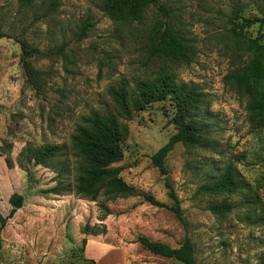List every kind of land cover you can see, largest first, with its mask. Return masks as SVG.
I'll return each mask as SVG.
<instances>
[{"label": "rangeland", "instance_id": "374dc122", "mask_svg": "<svg viewBox=\"0 0 264 264\" xmlns=\"http://www.w3.org/2000/svg\"><path fill=\"white\" fill-rule=\"evenodd\" d=\"M99 1L33 0L20 5L18 0H0V213L21 197L0 232V264H71L81 256L98 264H183L149 252L138 242L139 235L170 247L187 237L195 264H259L264 258V127H250L244 100L223 83V76L244 58L229 33L230 9L261 16L264 0H159L191 46V61L169 75L208 94L206 117L212 123L209 147L176 143L164 157L180 217L171 209L163 175L150 160L175 131L168 100L141 109L129 100L130 114L117 117L123 137L113 166L120 167L127 195L100 192L92 201L72 192L49 193L46 189L55 183L51 169L24 160L25 168L18 164L24 147H68L79 118L101 111V102L116 113L105 88L119 77L130 86L154 77L156 68L145 64L144 29L163 14L149 6L141 22L117 28L99 9ZM84 21L91 25L81 35ZM244 31L264 33V23ZM15 38L36 48L29 60L41 73L38 90L24 75ZM227 162L238 170L243 191H201V184L216 178ZM68 177L72 179V171ZM143 194L163 205L150 204ZM223 200L232 204L229 211L208 208ZM99 203L108 208L107 215ZM84 223L95 225L98 234L81 233Z\"/></svg>", "mask_w": 264, "mask_h": 264}, {"label": "trees", "instance_id": "16d2710c", "mask_svg": "<svg viewBox=\"0 0 264 264\" xmlns=\"http://www.w3.org/2000/svg\"><path fill=\"white\" fill-rule=\"evenodd\" d=\"M33 0H18L20 5L29 4ZM258 4L262 0H251ZM149 6H154L164 16L162 20L150 23L145 31L146 63L156 69L151 73L152 78H143L129 85L124 77H119L105 88V94L116 113L111 112L104 102L101 111L90 110L79 118L69 138V146L64 144L43 143L37 147H24L19 156L18 164L23 160L47 167L54 172L55 183L46 189L53 194L72 192L79 198L96 200L100 192L129 194V188L120 180L119 166L113 163L121 156V139L117 117L129 115L132 105L138 109L154 103L168 100L172 106L170 123L175 131L151 155L152 164L163 175L167 196L173 201L171 209L180 217L177 197L167 179L166 167L163 163L166 154L176 143L189 147L207 148L211 145L209 135L212 123L207 121L208 94L191 81L176 82L169 73H173L180 64L191 61V46L182 32L172 23L166 8L159 0H100L99 9L111 19L118 28L132 26L142 21L143 14ZM228 21L231 24L229 33L235 49L244 57L242 62L223 76V83L228 85L241 99L244 100L246 118L250 127L260 129L264 127V33L257 32L251 36L244 28L253 24L260 27L264 23V12L261 16L246 17L238 13L236 7L229 11ZM91 24L84 21L80 28L81 35ZM4 34L1 31L0 36ZM20 47V64L28 83L35 90L40 87L41 73L31 66L29 57L36 52L23 38H15ZM152 67V68H153ZM152 68H148L152 69ZM131 96V97H130ZM70 157L74 160L71 163ZM72 166H71V164ZM73 177L69 180L70 172ZM246 186L244 189H247ZM240 174L231 162H227L216 178L201 184L204 193L232 194L243 191ZM143 198L152 205L163 204L149 194ZM21 205L18 196L14 204L5 214L0 213V232L15 209ZM103 216L109 213L108 208L99 203ZM208 208L214 213H225L232 208V204L225 200L210 203ZM84 235L98 234L95 225L84 223L80 228ZM138 242L149 252L163 257L173 258L183 264H195L193 246L185 237L177 247H170L158 241H151L139 235ZM81 247L85 244V237L80 239ZM1 246V238H0ZM23 264V263H16ZM71 264H98L90 258L81 256ZM264 264V258L259 261Z\"/></svg>", "mask_w": 264, "mask_h": 264}]
</instances>
